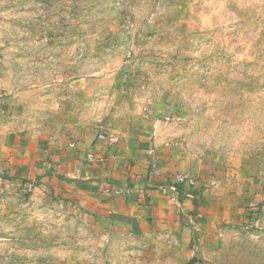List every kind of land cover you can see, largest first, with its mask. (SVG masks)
Here are the masks:
<instances>
[{
    "label": "rangeland",
    "instance_id": "374dc122",
    "mask_svg": "<svg viewBox=\"0 0 264 264\" xmlns=\"http://www.w3.org/2000/svg\"><path fill=\"white\" fill-rule=\"evenodd\" d=\"M81 81L115 86L119 127L150 109L204 160L190 263L264 264V0H0V264H124L64 174L59 120L28 112ZM129 245L128 264L157 255Z\"/></svg>",
    "mask_w": 264,
    "mask_h": 264
},
{
    "label": "crops",
    "instance_id": "0c3cea01",
    "mask_svg": "<svg viewBox=\"0 0 264 264\" xmlns=\"http://www.w3.org/2000/svg\"><path fill=\"white\" fill-rule=\"evenodd\" d=\"M68 87L71 90L60 94L47 89L44 98L30 102L28 112L44 111L59 120L60 129L51 142L61 144L56 148L71 156L64 174L69 180L81 179L89 190L77 192L78 203H89L85 213L114 233L115 246L125 249L121 263L134 262L128 251L132 242L139 247L146 244L157 253L153 258L143 256L140 264H189L193 258L189 251L191 191L180 201L176 176L202 175L204 160L186 153L179 141L163 140L150 109L144 113L150 128L119 127L127 119L122 115L126 108L122 106L117 114L118 94L113 84L92 87L88 93L84 81ZM99 132L115 136L116 142L98 140ZM90 151L101 159L100 164L86 160Z\"/></svg>",
    "mask_w": 264,
    "mask_h": 264
},
{
    "label": "built area",
    "instance_id": "2783aa9c",
    "mask_svg": "<svg viewBox=\"0 0 264 264\" xmlns=\"http://www.w3.org/2000/svg\"><path fill=\"white\" fill-rule=\"evenodd\" d=\"M97 139L100 141H105L109 144L116 142V138L113 135H109L105 132H99L97 134ZM86 160L89 163H99L101 161L100 158H97L95 154L90 151L86 154ZM176 183L178 186H176V190L179 192V186H182L183 189L191 190L190 188H195L196 186V180L193 176L185 173H179L176 176Z\"/></svg>",
    "mask_w": 264,
    "mask_h": 264
},
{
    "label": "trees",
    "instance_id": "16d2710c",
    "mask_svg": "<svg viewBox=\"0 0 264 264\" xmlns=\"http://www.w3.org/2000/svg\"><path fill=\"white\" fill-rule=\"evenodd\" d=\"M176 186H178L177 184H175ZM188 192L187 189H183L182 186H179V195H180V198L183 194H186Z\"/></svg>",
    "mask_w": 264,
    "mask_h": 264
}]
</instances>
